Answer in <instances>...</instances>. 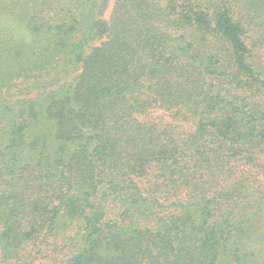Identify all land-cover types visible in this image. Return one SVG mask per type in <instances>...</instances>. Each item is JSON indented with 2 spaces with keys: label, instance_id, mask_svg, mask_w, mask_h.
Listing matches in <instances>:
<instances>
[{
  "label": "trees",
  "instance_id": "16d2710c",
  "mask_svg": "<svg viewBox=\"0 0 264 264\" xmlns=\"http://www.w3.org/2000/svg\"><path fill=\"white\" fill-rule=\"evenodd\" d=\"M109 4L0 0V264H264V0Z\"/></svg>",
  "mask_w": 264,
  "mask_h": 264
},
{
  "label": "rangeland",
  "instance_id": "374dc122",
  "mask_svg": "<svg viewBox=\"0 0 264 264\" xmlns=\"http://www.w3.org/2000/svg\"><path fill=\"white\" fill-rule=\"evenodd\" d=\"M112 4V0H110V4H109V9H108V13H109V10H110V6ZM257 57L258 59H260L262 62H264V48H261L257 51ZM259 60V61H260ZM260 61V62H261ZM49 263V260L47 258H44L40 264H48Z\"/></svg>",
  "mask_w": 264,
  "mask_h": 264
}]
</instances>
